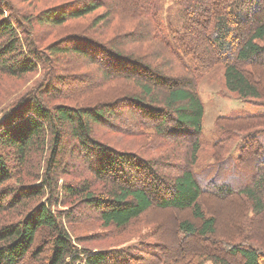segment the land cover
Returning a JSON list of instances; mask_svg holds the SVG:
<instances>
[{"label": "trees", "instance_id": "trees-1", "mask_svg": "<svg viewBox=\"0 0 264 264\" xmlns=\"http://www.w3.org/2000/svg\"><path fill=\"white\" fill-rule=\"evenodd\" d=\"M13 5L0 0V75L41 68L44 83L0 122V264H264V0H180L168 28L163 0H71L38 15ZM94 14L71 46L41 49L39 27ZM70 55L95 69L92 92L56 104L72 81L53 63ZM218 70L263 111L219 117L206 141L199 83ZM65 152L79 164L62 166ZM70 173L82 180L60 184ZM153 210L189 216L171 225L173 259L157 228L139 229L137 247L95 250L71 232L94 215L123 235Z\"/></svg>", "mask_w": 264, "mask_h": 264}, {"label": "rangeland", "instance_id": "rangeland-1", "mask_svg": "<svg viewBox=\"0 0 264 264\" xmlns=\"http://www.w3.org/2000/svg\"><path fill=\"white\" fill-rule=\"evenodd\" d=\"M13 2V6L17 8V12L20 10L26 15H38L52 7L67 5L71 2V0H13ZM163 5L162 21L166 27L179 26L181 21L180 0H163ZM96 15L97 14H94L84 20L67 23L65 26L61 27H39L37 29L39 33L37 34V37H39L38 39L40 40L39 44L42 47L41 49L47 51L49 46H71L72 42L70 37L84 32L88 33ZM55 61L57 62L55 63ZM55 61L53 65L55 67L59 66L61 71L59 74L61 76H67L72 81L71 83H68V85L61 87L62 93L66 94L70 101L67 102L60 99L56 102V104L71 103V99L82 100L87 98L86 95L90 94L92 91L85 89L87 86L86 78L87 76H92L95 69L89 65L87 66L78 57L71 55L68 57L63 56L61 58H55ZM43 76L44 71L41 68L21 79L0 75V122L5 116L4 109L7 108L9 103L20 98L25 93H28L33 89L35 90L38 85L44 83ZM221 76L222 72L221 70H218L205 76L199 83L200 97L205 107L203 126L206 141L214 138L216 134L215 122L219 117L229 115L230 113L256 114L263 111V109H260L250 103L239 100L236 95L228 93L223 88ZM98 96L99 95L95 94L88 98L92 99ZM89 99H85L81 103L83 104ZM104 129L105 128L101 130L103 133L105 132ZM68 139L69 138H67V141H69ZM126 145L133 146L132 144ZM66 153L67 152L59 155L58 157V160H61L62 166H66V164L71 166L77 163L75 156H72L70 153ZM206 157L207 156L204 155V158ZM70 172H72V170ZM78 178L79 177H76L75 173L72 176L71 173L69 175L65 174L63 177L61 176L60 184H62L64 180L70 184L71 181L76 182L77 180H82V178ZM230 202L233 203L232 201ZM233 205L234 204H226L225 206H222L223 212H227L230 206ZM56 209L67 211L71 210L70 206L63 208L58 204L53 206V210ZM188 217V214L185 212L174 213L170 211L153 210L146 214L140 225L137 224L134 225L133 228L131 227L133 231H128L123 235H119L117 234L118 232H113V228H104L102 224L96 220L95 216L91 215L75 220L72 227L73 230H71V232L75 238L82 241L79 243L81 246L95 250L112 247H137L139 246V242L136 238L139 236V229H141L143 233H146L149 231L150 227L157 228V231H160L158 240L152 241L159 243L161 250L163 249L162 252L173 259L175 258V255H177L176 253H179L182 249V246H177L173 242V228H171V225L172 223L174 224L173 221H177L179 219L183 220ZM110 233L111 236H107L108 238H102L103 235H109ZM138 264L146 263L139 262ZM232 264H241V261L240 259H236V261L232 262Z\"/></svg>", "mask_w": 264, "mask_h": 264}, {"label": "bare ground", "instance_id": "bare-ground-1", "mask_svg": "<svg viewBox=\"0 0 264 264\" xmlns=\"http://www.w3.org/2000/svg\"><path fill=\"white\" fill-rule=\"evenodd\" d=\"M119 120V119H118ZM117 125V124H116Z\"/></svg>", "mask_w": 264, "mask_h": 264}]
</instances>
